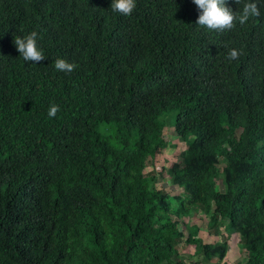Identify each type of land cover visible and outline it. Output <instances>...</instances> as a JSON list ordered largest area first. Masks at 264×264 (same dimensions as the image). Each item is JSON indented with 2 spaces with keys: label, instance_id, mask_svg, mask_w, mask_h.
Segmentation results:
<instances>
[{
  "label": "trees",
  "instance_id": "16d2710c",
  "mask_svg": "<svg viewBox=\"0 0 264 264\" xmlns=\"http://www.w3.org/2000/svg\"><path fill=\"white\" fill-rule=\"evenodd\" d=\"M112 2L0 0V264H186L181 244L227 264L232 233L264 264V6L217 32L193 0ZM34 30L38 64L14 44ZM171 119L183 150L156 188Z\"/></svg>",
  "mask_w": 264,
  "mask_h": 264
},
{
  "label": "clouds",
  "instance_id": "9594fccd",
  "mask_svg": "<svg viewBox=\"0 0 264 264\" xmlns=\"http://www.w3.org/2000/svg\"><path fill=\"white\" fill-rule=\"evenodd\" d=\"M239 4L241 0H236ZM193 3L200 10V14L196 23L210 30L224 32L232 30L239 25H245L251 17H260L261 6H264V0H248L243 4L242 10L239 12L232 11L225 0H193ZM136 7V0H113L111 8L114 12H119L122 15L129 16ZM38 33L34 30L24 37L17 36L14 39V44L20 56L27 62L40 63L45 59L43 50L37 44ZM241 55L238 49H231L228 52L227 59L229 61L236 60ZM54 67L58 71L72 72L77 67L76 64L70 63L65 59L58 58L54 61ZM59 105L52 104L48 111V116L54 118L59 111Z\"/></svg>",
  "mask_w": 264,
  "mask_h": 264
},
{
  "label": "rangeland",
  "instance_id": "374dc122",
  "mask_svg": "<svg viewBox=\"0 0 264 264\" xmlns=\"http://www.w3.org/2000/svg\"><path fill=\"white\" fill-rule=\"evenodd\" d=\"M172 119L170 120V127L167 129L166 136L167 139H165L167 148L156 158V161H154V171L156 172L155 178H154V186L156 188H159L163 186V188L172 187L173 185L170 184L169 180L166 177L161 176L160 168L166 169L169 167L170 164L176 163L179 161V155L183 150V145L178 142L175 139H171L170 136H173L171 133L172 130ZM171 129V130H170ZM222 162V161H221ZM223 163V162H222ZM222 163H220V167H222ZM147 170H150V166H148ZM146 170V171H147ZM203 218L200 222V232L198 234V237L200 239H203V242H215V241H222L223 235H225L224 231L222 230V227L220 229L221 234L219 236L215 235H208L205 232V228L207 225V218H204V214L201 213H193L191 216L186 217V222H188L189 225H197L199 222V219ZM204 220V222H203ZM179 253L182 255L184 260H186V264H202V258L197 255L195 252L194 246L191 245H184L181 244ZM246 259V253L243 251V249L240 247V241L239 236L236 234H230L227 242V252L225 255V258L223 261H225L227 264H239L240 262L244 261ZM216 260L214 259L213 262ZM212 262V263H213ZM223 264V262H222Z\"/></svg>",
  "mask_w": 264,
  "mask_h": 264
}]
</instances>
